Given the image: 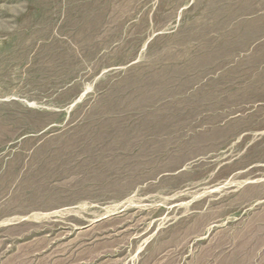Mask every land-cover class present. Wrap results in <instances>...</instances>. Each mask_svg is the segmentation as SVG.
Instances as JSON below:
<instances>
[{"label": "rangeland", "instance_id": "obj_1", "mask_svg": "<svg viewBox=\"0 0 264 264\" xmlns=\"http://www.w3.org/2000/svg\"><path fill=\"white\" fill-rule=\"evenodd\" d=\"M0 264H264V0H0Z\"/></svg>", "mask_w": 264, "mask_h": 264}]
</instances>
